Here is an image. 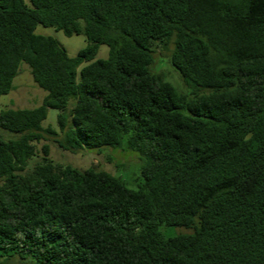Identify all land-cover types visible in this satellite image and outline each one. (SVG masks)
<instances>
[{"label": "trees", "instance_id": "obj_1", "mask_svg": "<svg viewBox=\"0 0 264 264\" xmlns=\"http://www.w3.org/2000/svg\"><path fill=\"white\" fill-rule=\"evenodd\" d=\"M22 63L48 95L0 114V264H264V0H0V97ZM49 141L135 152V187Z\"/></svg>", "mask_w": 264, "mask_h": 264}, {"label": "rangeland", "instance_id": "obj_2", "mask_svg": "<svg viewBox=\"0 0 264 264\" xmlns=\"http://www.w3.org/2000/svg\"><path fill=\"white\" fill-rule=\"evenodd\" d=\"M36 32L46 36H53L60 44L67 49L70 56H76L80 50L88 45L87 38L84 34L65 35L62 31L56 30L54 27H45L39 25ZM110 52L109 47L101 45L97 58L106 59ZM167 65V64H166ZM175 70V69H174ZM169 72V69L166 70ZM176 74H171V79H177ZM48 95V92L38 87L32 78L31 68L28 64L22 63L20 72L13 82V89L6 95L0 97V114L4 109H24L35 108L43 103V98ZM58 110L49 108L48 118L43 122L45 128L51 126L58 130ZM0 134L16 138L15 134L0 128ZM50 145L51 156L56 162L64 164H72L79 169H87L93 165H98L100 168L107 170L114 175H121L129 184L130 187H135V179L139 173L141 162L139 155L133 151L124 150L123 148L107 147L102 154H97V150H86L80 153H70L60 149L55 142H48ZM122 149V150H120ZM110 156V157H107ZM113 158L111 160L110 158ZM185 228H170L168 235H176L179 233H188ZM14 262V261H13ZM11 264H20L17 261Z\"/></svg>", "mask_w": 264, "mask_h": 264}]
</instances>
